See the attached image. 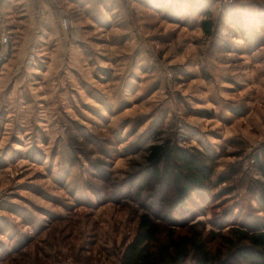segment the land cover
Returning a JSON list of instances; mask_svg holds the SVG:
<instances>
[{"label": "rangeland", "instance_id": "obj_1", "mask_svg": "<svg viewBox=\"0 0 264 264\" xmlns=\"http://www.w3.org/2000/svg\"><path fill=\"white\" fill-rule=\"evenodd\" d=\"M50 16L45 45L35 14L0 38V264H120L160 207L153 145L213 158L207 229L231 204L264 228V0H54Z\"/></svg>", "mask_w": 264, "mask_h": 264}, {"label": "trees", "instance_id": "obj_2", "mask_svg": "<svg viewBox=\"0 0 264 264\" xmlns=\"http://www.w3.org/2000/svg\"><path fill=\"white\" fill-rule=\"evenodd\" d=\"M212 25L210 20L202 22L206 34ZM261 153L262 159L256 153L255 165L262 180L255 182L260 188L258 203L264 209V145ZM150 158L153 163L165 161L162 172L154 175L160 184V207L152 216H140L120 264H264V228L254 222L246 224L235 204L213 219L218 230L207 229L197 220L218 199V193H211L212 187L225 180L212 183L213 158L179 146L159 145L151 146Z\"/></svg>", "mask_w": 264, "mask_h": 264}, {"label": "crops", "instance_id": "obj_3", "mask_svg": "<svg viewBox=\"0 0 264 264\" xmlns=\"http://www.w3.org/2000/svg\"><path fill=\"white\" fill-rule=\"evenodd\" d=\"M53 2L52 0H0V38L2 35L7 34L6 28H12L14 22H20L22 25L25 20H33L35 14L36 19H38V21L40 22L39 25H41V29L37 32V37L43 39L44 42H42V44L45 45L47 43L45 42V39H49L50 36L45 34L46 28L43 26H45L46 21L52 22V16H50V6L53 4ZM10 33L12 34L13 32ZM66 34L67 39L72 36L70 33ZM28 37L26 38V42ZM55 45V43L50 44L48 45V47H53V51ZM58 46L61 47L63 45L58 44ZM73 46L74 45H72V47ZM64 48L65 47L62 48V51ZM66 49L67 51H70L72 48L70 46H66Z\"/></svg>", "mask_w": 264, "mask_h": 264}, {"label": "built area", "instance_id": "obj_4", "mask_svg": "<svg viewBox=\"0 0 264 264\" xmlns=\"http://www.w3.org/2000/svg\"><path fill=\"white\" fill-rule=\"evenodd\" d=\"M6 39H7V37L4 35V36H2V38H1V43H5L6 42Z\"/></svg>", "mask_w": 264, "mask_h": 264}]
</instances>
